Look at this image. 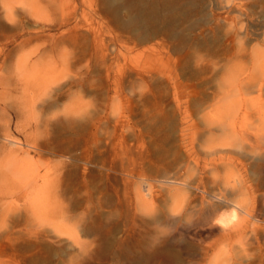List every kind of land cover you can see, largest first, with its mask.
<instances>
[{
	"label": "rangeland",
	"instance_id": "374dc122",
	"mask_svg": "<svg viewBox=\"0 0 264 264\" xmlns=\"http://www.w3.org/2000/svg\"><path fill=\"white\" fill-rule=\"evenodd\" d=\"M136 1L0 0V264L145 263L149 242L147 262L193 264L160 241L189 208L168 190L198 161L193 178L213 192L206 170L221 156L237 159L264 219L262 152L220 147L236 139L229 123L264 146V0ZM201 227L190 234L211 264H264V238L221 260L227 242Z\"/></svg>",
	"mask_w": 264,
	"mask_h": 264
},
{
	"label": "bare ground",
	"instance_id": "6f19581e",
	"mask_svg": "<svg viewBox=\"0 0 264 264\" xmlns=\"http://www.w3.org/2000/svg\"><path fill=\"white\" fill-rule=\"evenodd\" d=\"M110 1V0H109ZM115 1H117V0H115ZM136 1V0H135ZM138 1V0H137ZM136 1V2H137ZM140 1V0H139ZM138 1V2H139ZM170 1V0H169ZM114 2V1H113ZM119 2V1H118ZM126 2H127V0H126ZM142 2V1H141ZM146 3H147V1H145ZM153 2V1H152ZM152 2H151V4H152ZM156 2V1H155ZM171 2V1H170ZM125 3V2H124ZM127 3H129V1L127 2ZM144 3V2H143ZM164 4L165 3H167V1L166 2H163ZM115 4H117V3H115ZM120 4H121V2H120ZM149 4H150V2H149ZM161 4H162V2H161ZM163 4V5H164ZM170 4V3H169ZM168 4V5H169ZM172 4V3H171ZM170 4V5H171ZM109 5V4H108ZM122 5V4H121ZM125 5H127V4H125ZM130 5V4H129ZM141 5V4H140ZM155 5V4H154ZM157 5V4H156ZM128 6V5H127ZM127 6H126V8H127ZM142 6H145L146 7V4H142ZM150 6V5H149ZM149 6H148V8H149ZM153 6V5H152ZM165 7H168L167 5H164ZM106 7V6H105ZM112 7H113V5H112ZM121 7V6H120ZM122 7H124L125 8V6L123 5ZM144 7V8H145ZM154 7V6H153ZM159 7V6H158ZM157 7V8H158ZM163 7V6H162ZM108 8H111V7H108ZM116 8V7H115ZM115 8L114 9H112V11H114L115 10ZM119 8V7H118ZM130 8L131 7H129L128 8V10L130 11ZM137 8V7H136ZM138 8H139V6H138ZM143 8V7H142ZM142 8H140V10H143ZM147 8V7H146ZM150 8H151V6H150ZM149 8V12H148V14L150 15V12H151V10L153 11L152 13H155L154 12V8L153 9H150ZM156 8V7H155ZM107 9V8H106ZM132 9H133V7H132ZM131 9V10H132ZM161 9H163V8H161ZM126 10V9H125ZM138 10V9H137ZM136 10V11H137ZM160 10V9H159ZM106 11H109V10H106ZM120 10H118V12H119ZM147 11V9L144 11V12H146ZM157 11V10H156ZM164 11H166L167 12V9L166 10H164ZM161 11H159L158 13H160ZM169 12V11H168ZM172 12V11H171ZM115 13H116V11H115ZM122 13V12H121ZM132 13H134V11L132 12ZM139 13V12H138ZM158 13L156 14V15H158ZM118 13H116V16H119L120 15V13H119V15H117ZM136 15H138L137 13H135ZM140 14V13H139ZM143 14V13H142ZM142 14H140L141 16H142ZM146 14V13H145ZM163 14V13H162ZM161 14V15H162ZM173 14H174V12H173ZM132 15V14H131ZM134 15V14H133ZM149 15H147V16H149ZM153 15V14H152ZM160 15V14H159ZM130 16V15H129ZM139 16V15H138ZM169 16H171V18H174V17H172V15L170 14ZM111 17H113V16H111ZM121 16H119V18H120ZM133 17H135V16H133ZM132 17V18H133ZM137 17V16H136ZM136 17H135V19H136ZM144 17H145V15H144ZM144 17H142L141 19H143ZM157 17V16H156ZM160 17V16H159ZM158 17V18H159ZM122 18V17H121ZM130 18H131V16L129 17V19L128 20H130ZM115 19H116V17H115ZM153 19H155L156 20V22H158L159 23V21L156 19V18H153ZM111 20H113V21H115L114 19H111ZM120 20V19H119ZM147 20H149L150 21V17L147 19ZM146 20V21H147ZM165 20H166V18H165ZM172 20V19H171ZM121 21V20H120ZM126 21V20H125ZM138 21V20H137ZM140 21V20H139ZM138 21V22H139ZM142 21V20H141ZM140 21V22H141ZM151 21H152V19H151ZM163 21V20H162ZM167 21V20H166ZM116 22H117V20H116ZM137 22V23H138ZM152 22H154V20L152 21ZM160 22H161V20H160ZM167 22H169V21H167ZM166 22V23H167ZM171 22V21H170ZM173 22V21H172ZM133 23H134V21H133ZM137 23H135V25H137ZM145 23V25H146V22H144ZM122 24V23H121ZM139 24V23H138ZM142 24V23H141ZM160 24V23H159ZM78 25V24H77ZM134 25V26H135ZM151 25H152V23L150 22V26L149 27H151ZM154 25V24H153ZM156 25V24H155ZM158 25V24H157ZM76 26V25H75ZM102 26V25H101ZM120 26V25H119ZM122 26V25H121ZM148 26V25H147ZM162 26V25H161ZM123 27H124V25H123ZM160 27V26H159ZM158 27V28H159ZM44 28V27H43ZM99 28H100V26H99ZM98 27H96L95 28V31H96V33H97V35H98V33H100L101 31H100V29H99ZM103 28H104V26H103ZM107 28V27H106ZM125 28V27H124ZM144 28V27H143ZM153 28H157L156 26H152V28H150V29H153ZM93 29V28H92ZM101 29H102V27H101ZM141 29V28H140ZM138 30V29H137ZM150 31V30H149ZM152 31H154V30H152ZM157 31V30H156ZM102 32H103V30H102ZM101 32V33H102ZM100 33V34H101ZM145 33H147V32H145ZM153 34V33H152ZM97 35H96V37H97ZM116 35H118V34H116ZM134 35H135V33H134ZM141 35V34H140ZM150 35V34H149ZM154 35V34H153ZM95 36V35H94ZM142 37H143V35H141ZM148 36V35H147ZM152 36V35H151ZM95 37V38H96ZM118 36H116V38H117ZM136 37V36H135ZM141 37V38H142ZM145 37V36H144ZM98 38H99V36H98ZM140 38V37H139ZM138 38V39H139ZM118 39V38H117ZM143 39V38H142ZM119 40V39H118ZM147 40V39H146ZM143 41V40H142ZM240 126V125H239ZM242 126V125H241ZM251 126V125H250ZM244 127V126H243ZM252 127V126H251ZM239 128V127H238ZM241 128V127H240ZM245 128H246V125H245ZM226 129V130H225ZM249 129V128H248ZM218 130V129H217ZM220 130H222V131H226L227 133H228V131L231 133V135H234V137H236V139H232L231 141L230 140H228V141H225V142H222L221 143V146L220 147H227L226 149L228 150V148H229V150H230V148L231 147H238V148H241L242 149V151L244 150L245 152H246V150L247 149H249V151H251V152H254L255 150H259L258 152H262V155H261V160H262V164H261V168H262V171L264 170V146H262V144H261V141L260 140H258L259 139V137H257V139L256 140H253V139H251V138H246V137H249L248 135H246V132L245 131H243V132H241V130H237V126H236V123H229V124H224L223 126H222V129L220 128ZM219 130V131H220ZM228 130V131H227ZM249 131V130H248ZM226 132H225V134H226ZM224 133V132H223ZM230 133H228V134H230ZM236 133L237 134H240V136H238V135H236ZM247 133H249V132H247ZM251 133V132H250ZM254 134V133H253ZM252 134V135H253ZM259 134H261L260 132H259ZM213 135V134H212ZM252 135L250 136V137H252ZM237 136H238V138H237ZM257 136V135H256ZM262 136V135H261ZM233 137V138H234ZM241 138V139H240ZM255 139V138H254ZM263 143V142H262ZM264 144V143H263ZM237 148V149H238ZM233 149H235V148H233ZM223 150H224V148H223ZM222 150V151H223ZM239 150V149H238ZM244 151H243V153H244ZM248 151V150H247ZM248 151V152H249ZM214 152V151H213ZM257 152V153H258ZM233 153H235V152H233ZM250 153V152H249ZM255 153H256V151H255ZM212 154V153H211ZM238 153H236V155H237ZM215 155V154H214ZM225 155V154H224ZM232 155V154H231ZM235 155V154H234ZM243 155V154H242ZM250 155H253L252 153L250 154ZM221 156V155H220ZM238 156V155H237ZM240 156V155H239ZM245 156V155H244ZM259 156H260V153H259ZM207 157V156H206ZM253 157V156H252ZM254 157L256 158V155L254 154ZM257 159V158H256ZM236 158H233V156H229V158H227L226 156H221L220 158H219V161L218 160H215L214 162H213V164H211V165H209V167L210 166H212L211 168H210V170L209 171H207L206 170V173L207 172H209L212 176V178H211V182H213L212 184H213V190H211V191H213V192H210V191H208L207 189H206V187L204 186L205 185V183H204V179H202L203 178V176L201 177V178H197V177H194L193 178V174L198 170H195L196 168H194V167H196V166H199L198 164H199V162L198 161H196V166H188V167H191V168H188V170H187V172L185 173V175H183V176H185L184 178H179V179H177V180H173V185L171 184V187H170V189L168 190V192H170L169 194V196H170V198L172 197V200H179V201H182L183 202V204H184V202H187V204H189V208L191 209H193L194 208V206L196 207V204H194L193 202H195V200H196V198L198 197L197 195H199V194H197L195 197V200H194V198H191L188 194H189V190H188V188H192V186L194 185V184H196V185H194L193 187L194 188H196L197 190H201L200 192H201V200H200V208H195V211L193 210V211H190V209L188 208V210H184V212L181 210V216L179 217H175V215H174V217L175 218H177V219H175L176 221H175V231H174V229H173V232L172 233H168L166 236L167 237H164V239H163V237L162 236H160V238L161 239H163V240H160V241H162V242H164V245H171V246H173L174 248L175 247H177V249L181 252V253H186V254H189V255H191L192 256V258H189V259H192L193 260V264H199V262H203L204 264H211L212 263V261H213V257H212V254L210 253V244H208L207 242H206V239H204V238H202L201 237V239L200 240H198V238H197V236H191V234H190V227H192L193 228V230H195L194 229V227L196 226V224L197 225H201L202 227L200 228V229H202V230H206V232H205V235H203V236H205L206 238H209V237H213V236H216V235H219V237H222V238H224L225 239V242H227V245H228V249L226 250V251H223L221 254H223V256L221 257V260L223 259V258H225L226 260L228 259V254L232 251V249H233V246H234V242H239L240 244H241V246L242 247H244L249 241L253 244V243H260L261 242V240L264 238V227L263 226H261V227H259V226H257L256 225V222L255 221H264V219H263V217H262V215H261V213L260 212H262V211H260V212H257V213H254V214H252V211H251V208L249 207V204H248V202H249V200L252 198V195L250 194V192H249V189H250V187H251V185H249V181H248V178H247V175L244 173V171H242V170H240L239 168H238V163L236 162ZM202 161V160H201ZM245 163H246V161H244ZM257 162V161H256ZM218 163H221V164H219V165H224V167H228V168H230L231 170L228 172V173H226V174H223V175H219L220 174V172H219V168H218V165H216V164H218ZM237 163V164H236ZM255 163V162H254ZM254 163H249L250 165H252V164H254ZM206 164V163H205ZM247 164H248V162H247ZM248 164V165H249ZM203 165V164H202ZM243 165V164H242ZM255 165V164H254ZM253 165V166H254ZM204 166V165H203ZM208 166V165H207ZM207 166H205V167H203V169H205ZM247 166V165H246ZM209 167L207 168V169H209ZM243 167V166H242ZM249 167H251V166H249ZM248 167V168H249ZM198 168V167H197ZM248 168H246V169H248ZM258 169V168H257ZM249 170V169H248ZM202 171V170H201ZM205 171V170H204ZM211 171V172H210ZM185 172V171H184ZM218 172H219V174H218ZM202 173V172H201ZM208 174V173H207ZM179 176V175H178ZM182 176V173H181V176H179V177H183ZM206 176V175H205ZM199 177V176H198ZM208 177H210V176H208ZM206 178V177H205ZM251 178V177H250ZM207 179V178H206ZM166 180V179H165ZM171 180H172V178H171ZM208 180V179H207ZM209 181V180H208ZM258 181H259V179H258ZM170 182V181H169ZM172 183V182H171ZM260 183V182H259ZM258 183V184H259ZM208 184V183H207ZM211 183H210V187H211V185H212ZM256 184V183H255ZM261 184H263V183H261ZM202 186H204L203 188H201ZM256 186V185H255ZM208 187H209V185H208ZM222 187V188H221ZM216 188H219L218 190L219 191H215V189ZM261 188V187H260ZM191 190V189H190ZM192 192H194V191H192ZM208 193V194H211V196H212V198L214 197L215 199L214 200H207L206 199V197H207V195L205 196L204 195V193ZM197 193V192H196ZM138 195L141 197V199H142V204H143V199L145 200V201H147L146 202V204H145V206H148L149 207V204L150 205H152V201H148V200H146V195L142 192V191H139L138 192ZM190 195H191V193H190ZM195 195V194H194ZM199 196V197H200ZM261 196V195H260ZM199 197H198V199L196 200V203L198 204V200H199ZM210 197V196H209ZM208 197V198H209ZM263 198H264V196H262ZM262 197H261V199H262ZM211 199V198H210ZM138 200V199H137ZM138 201H140V199L138 200ZM198 201V202H197ZM261 201H263V200H261ZM151 202V203H150ZM138 203H140V202H138ZM261 203V202H260ZM264 203V202H263ZM180 204V203H179ZM194 205V206H193ZM264 205V204H263ZM258 206V205H257ZM256 206V207H257ZM261 207V206H260ZM139 208V207H138ZM147 208V207H146ZM197 209V210H196ZM256 209V208H255ZM264 209V208H263ZM141 210V209H140ZM172 210V209H171ZM257 210V209H256ZM255 210V211H256ZM192 212H195V214H193ZM154 214V213H153ZM195 215L194 217L192 216V215ZM264 215V214H263ZM173 216V215H172ZM248 216H251V218L253 219H255L256 218V220L255 221H253L252 219H250ZM150 217H153L154 218V216H151L150 215ZM158 218V217H157ZM156 218V219H157ZM179 218V219H178ZM151 219V218H150ZM161 219V218H160ZM155 220V219H154ZM158 220V219H157ZM157 220H155L156 222H157ZM186 222H189L190 223V225H188V223H186ZM154 221V222H155ZM179 224V225H178ZM174 226H173V228H174ZM194 226V227H193ZM157 227V226H156ZM159 229V228H158ZM156 230V229H155ZM160 231V230H159ZM166 230H164V232H165ZM168 231V230H167ZM200 231V230H199ZM199 231L197 230V231H195V234L196 235H199V236H202V234H201V232L199 233ZM159 232H156V235L158 234ZM163 233V232H162ZM167 233V232H166ZM164 234V233H163ZM162 235V234H161ZM158 237V236H157ZM156 236H155V239L157 238ZM189 239V240H188ZM195 239H197L198 241L197 242H195L194 240ZM156 240H158V239H156ZM159 241V240H158ZM159 241V242H160ZM150 243V242H149ZM149 243H147V245H149ZM143 244V243H142ZM157 244V243H156ZM147 245H146V247H147ZM164 245H163V247H164ZM138 246V245H137ZM141 246V245H140ZM150 246H151V244H150ZM154 246L155 245H152L151 247H152V249L154 248ZM158 246H159V244H158ZM145 246H144V252H143V254H144V256H140V257H142V258H138L139 259V261L142 259L143 261L145 260V263H142V261L141 262H139V261H137V262H139L138 264H152L153 262L151 261V262H147V258H148V255L151 253L150 251H149V249H151V248H146ZM138 248V247H137ZM162 248V247H161ZM156 249V248H155ZM164 249V248H163ZM169 249V248H168ZM176 249V248H175ZM138 250V249H137ZM136 250V251H137ZM166 250V249H165ZM173 250V249H172ZM177 250V251H178ZM218 251V250H217ZM217 251H215V253H217ZM166 252V251H165ZM170 252V251H169ZM133 253H134V250H133ZM171 253H173V252H171ZM170 253V254H171ZM174 253H175V250H174ZM174 253H173V255H174ZM214 253V254H215ZM152 254H153V251H152ZM168 254V253H167ZM170 254H168V255H170ZM220 254V255H221ZM134 255V254H133ZM137 255V254H136ZM150 256V255H149ZM158 256V255H157ZM167 256V255H166ZM178 256V255H177ZM188 256V255H187ZM133 258H134V256H132ZM136 257V256H135ZM151 257V256H150ZM155 257V256H154ZM161 257V256H160ZM163 257V256H162ZM174 257H175V255H174ZM181 257V256H180ZM183 257V256H182ZM127 258V257H126ZM125 258V259H126ZM168 258V257H167ZM166 258V259H167ZM186 258V257H185ZM128 259H130V258H128ZM178 259H179V256H178ZM183 259V258H182ZM158 260V259H157ZM212 260V261H211ZM217 260L218 261H220V259H218L217 258ZM130 261V260H129ZM179 261V260H178ZM177 261V262H178ZM188 261V260H187ZM125 262H128L127 260H125ZM135 262V261H134ZM171 262V261H170ZM186 262V261H185ZM190 262H191V260H190ZM158 263V262H157ZM181 263V262H180ZM183 263V262H182ZM186 263H189V262H186ZM132 264V263H131ZM134 264H136V263H134ZM171 264V263H170ZM192 264V263H191ZM202 264V263H201Z\"/></svg>",
	"mask_w": 264,
	"mask_h": 264
}]
</instances>
